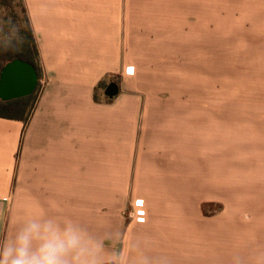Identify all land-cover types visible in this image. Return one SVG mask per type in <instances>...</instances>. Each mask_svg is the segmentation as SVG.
I'll use <instances>...</instances> for the list:
<instances>
[{"label": "crops", "instance_id": "0c3cea01", "mask_svg": "<svg viewBox=\"0 0 264 264\" xmlns=\"http://www.w3.org/2000/svg\"><path fill=\"white\" fill-rule=\"evenodd\" d=\"M24 2L41 87L27 122L0 117V240L47 214L171 264H264V106L193 89L209 19L233 18L234 49H264V0ZM102 82L118 96L96 99Z\"/></svg>", "mask_w": 264, "mask_h": 264}, {"label": "clouds", "instance_id": "9594fccd", "mask_svg": "<svg viewBox=\"0 0 264 264\" xmlns=\"http://www.w3.org/2000/svg\"><path fill=\"white\" fill-rule=\"evenodd\" d=\"M9 23L5 47L23 41L19 29ZM112 233L97 234L80 221L56 215L26 218L10 238L0 240V264H171L167 257L150 256L139 241L121 243L112 252ZM123 241V233L120 236ZM135 252V260L132 253Z\"/></svg>", "mask_w": 264, "mask_h": 264}, {"label": "rangeland", "instance_id": "374dc122", "mask_svg": "<svg viewBox=\"0 0 264 264\" xmlns=\"http://www.w3.org/2000/svg\"><path fill=\"white\" fill-rule=\"evenodd\" d=\"M207 59L203 69L193 67V89L203 94L204 105H216L217 96L224 97L225 105L264 106V49L233 48V18H210ZM177 80L175 89L184 91L188 84L185 51L178 47ZM181 63V64H180ZM138 223L146 221L144 202L135 203ZM209 214L210 211H207ZM121 242H108L107 251L116 250Z\"/></svg>", "mask_w": 264, "mask_h": 264}, {"label": "trees", "instance_id": "16d2710c", "mask_svg": "<svg viewBox=\"0 0 264 264\" xmlns=\"http://www.w3.org/2000/svg\"><path fill=\"white\" fill-rule=\"evenodd\" d=\"M9 21L19 29L23 41H16L14 47H5L9 39L5 34L9 30ZM15 59H22L34 65L41 78V63L37 42L30 23L24 0H0V72L2 68ZM107 84L102 82L96 89L106 90ZM41 84L36 91L27 97L11 101L0 100V117L27 122L37 104Z\"/></svg>", "mask_w": 264, "mask_h": 264}, {"label": "water", "instance_id": "95a60500", "mask_svg": "<svg viewBox=\"0 0 264 264\" xmlns=\"http://www.w3.org/2000/svg\"><path fill=\"white\" fill-rule=\"evenodd\" d=\"M39 74L31 63L15 59L7 63L0 72V100L6 102L32 95L39 85ZM119 85L110 83L105 95L114 99L119 94Z\"/></svg>", "mask_w": 264, "mask_h": 264}, {"label": "snow or ice", "instance_id": "6c2138e0", "mask_svg": "<svg viewBox=\"0 0 264 264\" xmlns=\"http://www.w3.org/2000/svg\"><path fill=\"white\" fill-rule=\"evenodd\" d=\"M129 71H131V69Z\"/></svg>", "mask_w": 264, "mask_h": 264}]
</instances>
